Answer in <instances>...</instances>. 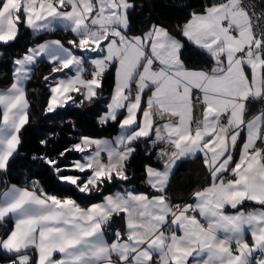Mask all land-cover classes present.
Masks as SVG:
<instances>
[{
	"label": "snow or ice",
	"instance_id": "obj_1",
	"mask_svg": "<svg viewBox=\"0 0 264 264\" xmlns=\"http://www.w3.org/2000/svg\"><path fill=\"white\" fill-rule=\"evenodd\" d=\"M132 10V0H0L3 45L17 39L21 25L37 36L73 34L67 46L52 39L13 59V82L0 92V174L7 176L22 142L29 123L26 84L42 61L52 66L43 76L48 113L93 102L112 72V94L98 123L119 129L111 139L81 136L58 158L33 157L67 191L102 197L99 202L85 207L35 180L23 188L4 181L0 228L9 220L13 227L0 237V252L10 264H264V12L251 0H218L192 13L180 35L213 67L189 69L184 42L163 26L131 33ZM255 102L261 107L249 118ZM141 142L145 155L155 153L162 165L145 166L148 193L123 183ZM72 152L78 158L61 167ZM198 157L207 185L191 202H172L167 190L174 168ZM117 182L120 190L111 191ZM116 218L124 230L109 241Z\"/></svg>",
	"mask_w": 264,
	"mask_h": 264
},
{
	"label": "trees",
	"instance_id": "obj_2",
	"mask_svg": "<svg viewBox=\"0 0 264 264\" xmlns=\"http://www.w3.org/2000/svg\"><path fill=\"white\" fill-rule=\"evenodd\" d=\"M259 3V0H255ZM135 10L129 13L130 31L132 34H141L151 25L163 26L173 35L179 36L178 28L186 22L190 14L201 13L207 5L217 3L218 0H132ZM59 39L66 43L73 38L70 32L56 31L53 33L34 35L23 25L14 42L8 45L0 43V89L7 88L13 81V59L22 54L32 45L47 39ZM184 42L182 60L189 69L212 68L213 63L209 57L193 45ZM51 65L42 61L34 70L32 78L26 84V97L29 101V123L21 130V144L18 152L10 159L7 176L0 174V192L8 185L31 186L33 180L37 181L46 192L56 195H73L82 206L100 201L102 197L90 200L80 194L70 193L56 178V175L46 164L40 160H34V156L50 154L58 158L59 153L65 148H70L79 142L81 136L111 137L118 131L116 124L108 122L105 125L98 123V117L105 111L110 99L114 79L113 73L106 74L101 95L93 102H85L77 107L69 105L57 108L54 112H46L48 97L50 94L43 76L51 75ZM257 103L249 104L248 116L257 111ZM200 109L196 110L199 118ZM41 141L47 144L42 145ZM147 145L143 142L136 145V152L127 164L129 181L123 182L138 193L150 192L146 185L145 166L151 165L157 169L162 167L155 159L145 155ZM238 154V152H237ZM77 153L68 154V159L61 162V167L78 158ZM71 174V173H66ZM120 183L115 187L109 186L111 191L120 190ZM207 183V172L202 164V157L189 158L180 161L170 176L167 195L174 203H183L190 200V196L197 189ZM107 194V193H106ZM256 205L247 204L245 207ZM12 223L7 221L6 227L0 228V237H5L10 231ZM117 230H124V221L116 218L109 234V241L114 238ZM10 257L0 252V264H10Z\"/></svg>",
	"mask_w": 264,
	"mask_h": 264
},
{
	"label": "crops",
	"instance_id": "obj_3",
	"mask_svg": "<svg viewBox=\"0 0 264 264\" xmlns=\"http://www.w3.org/2000/svg\"><path fill=\"white\" fill-rule=\"evenodd\" d=\"M201 13H202V12H201ZM190 16H191V14H190ZM190 16L188 17V19L186 20L185 23H187V22L189 21ZM185 23H184V24H185ZM184 24H182V25L178 28L179 36H176V35H173V34H172V35L175 36V37H177V38H179V39H181L182 41H186V42H187V40L184 39V38L180 35V30H179V29H181V28L183 27ZM151 26H152V25H151ZM151 26H150V27H151ZM157 26H159V25H157ZM150 27H149V28H150ZM149 28H148V29H149ZM148 29H147V30H148ZM147 30H145L144 32H146ZM30 31H31V30H30ZM58 31H62V30H58ZM144 32H142L141 34H143ZM137 35H140V34H137ZM52 39H54V38H52ZM52 39H47V40H44V41H41V42H38V43H43V42H45V41L52 40ZM71 39H73V38H71ZM38 43H36V44H32L31 46H35V45H37ZM187 43H189V42H187ZM65 44H66V46H67V41H66ZM189 44H190V43H189ZM191 45H192V44H191ZM31 46H30V47H31ZM193 46H194V45H193ZM194 47H195V46H194ZM196 48H197V47H196ZM197 49H198V48H197ZM199 50H200V49H199ZM22 55H23V54H22ZM212 67H213V66H212ZM13 68H14V65H12V72H13ZM51 74H52V73H51ZM56 75H57V76H62L63 74H62V73H57ZM12 82H13V81H12ZM10 85H11V84H10ZM10 85H9V86H10ZM113 85H114V84H113ZM9 86H8V87H9ZM8 87H7V88H8ZM7 88H5V89H0V92L6 91ZM112 90H113V88H112ZM111 94H112V92H111ZM74 95H75V94H74ZM49 98H50V94H49V97H48V102H49ZM109 100H110V99H109ZM48 102H47V103H48ZM108 102H109V101H108ZM47 105H48V104H47ZM105 111H106V109H105ZM105 111H104V112H105ZM104 112H103V113H104ZM103 113H102V114H103ZM102 114H101V115H102ZM256 114H257V111L254 112L252 115H250L249 118L252 117V116H254V115H256ZM101 115H100V116H101ZM100 116H99V117H100ZM99 117H98V119H99ZM0 119H2V111H0ZM118 132H119V129H118L117 133H116L115 135L111 136V137H93V138H106V139H111V138H113L114 136H116V135L118 134ZM89 137H90V136H89ZM237 158H238V154H237ZM178 163H179V162H178ZM175 168H176V167H175ZM175 168H174V169H175ZM206 185H207V183H206L205 185H203L202 187H204V186H206ZM8 186H11V185H8ZM15 186H16V185H15ZM17 187H21V188H23L22 186H17ZM202 187H200V188H202ZM5 188H6V187H5ZM5 188L3 189V191L5 190ZM200 188H197L196 190H198V189H200ZM196 190H195V191H196ZM3 191H2V192H3ZM195 191H194V192H195ZM2 192H0V193H2ZM194 192H193V193H194ZM193 193H192V194H193ZM191 199H192V195L190 196V200H187V201H185V202H191ZM98 202H99V201H98ZM95 203H96V202H95ZM250 207H251V206H250ZM254 207H258V206H252L251 208H254ZM247 208H249V207H247ZM229 211H231V210L229 209ZM9 221H10V220H9ZM10 222H11V221H10ZM11 223H12V222H11ZM12 227H13V225H12ZM12 227H11V229H12ZM11 229H10V230H11ZM249 239H250V238H249Z\"/></svg>",
	"mask_w": 264,
	"mask_h": 264
},
{
	"label": "built area",
	"instance_id": "obj_4",
	"mask_svg": "<svg viewBox=\"0 0 264 264\" xmlns=\"http://www.w3.org/2000/svg\"><path fill=\"white\" fill-rule=\"evenodd\" d=\"M251 2L256 4V11H257V12H264V7H262L257 1H255V0H251ZM260 107H261V103L258 102V103H257V110H258V108H260Z\"/></svg>",
	"mask_w": 264,
	"mask_h": 264
},
{
	"label": "rangeland",
	"instance_id": "obj_5",
	"mask_svg": "<svg viewBox=\"0 0 264 264\" xmlns=\"http://www.w3.org/2000/svg\"><path fill=\"white\" fill-rule=\"evenodd\" d=\"M10 232V231H9Z\"/></svg>",
	"mask_w": 264,
	"mask_h": 264
}]
</instances>
